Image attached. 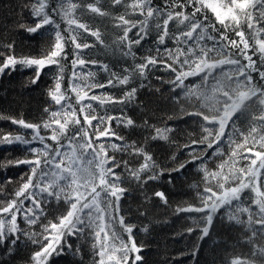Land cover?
<instances>
[{
	"label": "trees",
	"instance_id": "1",
	"mask_svg": "<svg viewBox=\"0 0 264 264\" xmlns=\"http://www.w3.org/2000/svg\"><path fill=\"white\" fill-rule=\"evenodd\" d=\"M47 2L49 7L45 11L54 23L45 25L36 33H30L27 29L35 27L36 23L40 22L39 18L33 16V9L39 7L36 0H0V65L9 55L17 59H46L53 50L57 31L66 41L64 55L59 60V65H46L41 70L40 78L36 83L32 82L37 75L35 66L17 64L14 68L0 73V207L6 206L15 199V192L27 182L28 177H32L33 183L37 181L38 176L32 173V167L19 162L36 159L31 149L43 147L39 141H32L33 129H26L13 121L24 120L26 123L42 126L45 122H50L51 112L70 111V109L62 110L51 98L58 78L61 82L60 92L68 98L67 104L76 109V114L84 127L88 126L84 125L83 114L79 112L80 105L76 102V92L72 91L74 86L79 85L77 90L81 94L88 92L89 97L91 95L111 96L116 100L122 99L126 92L136 88L134 97L125 104L101 106L99 101H91L95 109L92 113L94 115L120 116L130 118L134 122L132 126L126 127L122 123L112 121L111 132L122 137L123 140L109 136L97 141L95 139L96 121H93V126L89 129V137L93 139L95 145L104 143L109 157H114L122 165L123 162H127V167L122 166L116 169V174L120 177L119 187L125 190L118 202V210L117 203L113 200L112 208L105 212L108 254L119 256V252L111 250L112 245L119 248L121 241L130 244L129 233L124 229L131 227L133 229L131 240H134L141 248L139 255L142 257V264H231L235 259L245 261L246 264H264V232L259 231V225L254 223L258 217L253 215V223L250 225L248 214L236 210L237 201H233L232 206H221L214 213H210L208 209L203 212L179 211V209L203 208L206 198L205 190L209 187L217 195L220 194L221 190L217 187V181L211 176L205 179V170L207 173L221 171L225 175L229 173L230 165H225L223 169L219 166L228 160L235 145L244 144V136L248 135L252 127H256L259 134H264L260 131L264 129V125L258 121L254 122V117L261 115L264 105H260L255 98L253 101L246 102V108L236 112L226 126L223 142L220 145L221 154L213 155L216 146L208 149L207 144L212 142L215 133L219 130L218 124L206 122L202 116L208 115L212 118L217 116V113L205 107L203 101L198 98L199 93L206 90L204 86L197 90L195 96L186 94L187 88H196L201 84L203 73L187 78L184 81L187 88H178L172 83L175 81L176 73L158 66H149V69L145 70L144 77L138 74L135 77L130 76L127 85L117 83L115 86L104 88L84 87L85 84L91 83L107 84L113 72L116 76L123 78L134 70L135 65L143 63L146 57L156 56L157 48L161 50L160 56L163 60L172 63V60L164 55L163 49L172 50L178 45L174 40L167 38L164 45L156 43L155 24H162L166 16L159 20L149 18L147 38L139 45L132 44L131 52L134 55H124L123 53L128 51V42L118 43L123 36V28H118L116 25L121 15L137 25L145 19L138 10L133 11L129 7L135 0H124L121 5H113L112 0H98V2L97 0H72L79 5L75 13L77 22L84 23L89 28L88 33H84L82 29L79 30L83 35L78 37L77 42L91 45L87 49L76 50L69 39L70 29L65 18L63 15L52 12V9L57 6V0H47ZM183 2L184 0H152V6L173 11V14L183 11L187 15L191 13V7L167 8L168 3ZM89 4L100 7L106 15L82 10ZM201 15H206L209 23H215L213 14L210 12ZM253 15L258 13L254 11ZM219 27L217 24V28ZM260 27H264V22L260 24ZM241 29L245 31L246 36L250 37L246 24H242ZM168 30L170 35H176L187 29L173 20L169 22ZM91 31H99L103 43L91 36ZM138 32L139 26L133 28L129 32L128 41L138 39ZM210 35L219 38L217 32L210 31ZM227 35L229 40L238 39L233 31H228ZM207 43L210 47L211 41ZM249 43L253 44L254 41L250 38ZM9 45L12 47L9 48ZM77 52L80 58L85 60V65H77L73 68L72 61L76 59ZM229 53L231 55H228ZM248 54H251V50ZM223 58L241 59L242 63H246L237 54V50L231 48L226 50L224 56L213 57L209 62ZM103 65H107L109 71H104ZM173 66L177 68V72L180 71L178 65ZM223 69L228 71L229 66L225 65ZM183 70L189 69L185 67ZM74 72L76 79H73ZM89 73L94 75L88 76ZM213 75L220 76L221 70L215 69ZM80 77L88 78L82 81ZM213 83L215 81L209 77L208 84ZM253 83L259 86L264 84V80H260L258 75L253 73ZM88 102L86 99L85 103ZM64 103L62 101V104ZM194 113L201 115H194ZM233 127L242 135L233 133ZM158 129L163 136L167 137L166 139H152L157 135ZM75 130L70 127V133H74ZM208 131H211L213 136L205 140ZM40 134L50 137L52 132L51 129L41 127ZM230 134L234 141L231 147L228 142ZM5 136L11 138L21 136L24 140L31 142L7 144L3 142ZM45 143L51 148L57 146L50 139H46ZM61 143L66 141L61 139ZM113 143L120 145L121 148L128 146V151L111 148L110 145ZM249 146L253 147L251 143ZM133 147L142 148L145 154L152 157V162L155 164V167L141 172L139 180L132 176V172L139 169L145 161L144 156L133 153ZM260 150L264 149H261L258 144L253 147V151ZM244 151L241 150L242 155ZM77 154L79 155V152ZM242 155L235 164L236 168L247 167L250 164V160L243 159ZM194 156L207 157V159L194 160ZM88 158L86 156L82 161L85 167L88 166L86 163ZM108 167H111V164ZM149 177L153 178L149 179ZM257 183L264 191V173ZM237 184L238 181H230L225 184V187H235ZM60 186H63V182H60ZM157 192L163 193L165 199L157 197L155 195ZM253 198L254 194L250 190H244L241 193L239 206L250 208L252 213H256L258 209L252 204ZM29 204V201H25L24 207L27 208ZM41 206L43 214L40 215L36 224H28L23 213H17L16 224L19 231L9 235L3 243H0V264H35L34 253L41 250L45 243L43 236L48 235L43 230L44 226L53 222L58 223L59 218L65 215L70 207L63 199L57 201L55 198H49L47 202L42 199ZM101 207H104L103 199ZM109 211L111 218L108 216ZM209 214L213 216L211 224L207 223ZM229 216L237 217L241 223L229 220ZM120 217H123V225L120 224ZM0 218H4L2 213ZM205 227L209 229L207 235L203 233ZM98 230L93 226L85 229L80 236L67 237V244H70L71 248L63 247L59 254H52L41 264H99V245L93 247L97 243L94 234ZM253 232L256 233L255 236ZM113 233L117 237L116 240L112 239ZM103 237L102 232L101 243H104ZM33 239L38 240L39 243H33ZM12 240H16V243L13 244Z\"/></svg>",
	"mask_w": 264,
	"mask_h": 264
},
{
	"label": "snow or ice",
	"instance_id": "2",
	"mask_svg": "<svg viewBox=\"0 0 264 264\" xmlns=\"http://www.w3.org/2000/svg\"><path fill=\"white\" fill-rule=\"evenodd\" d=\"M98 2V0H97ZM124 0H112L113 5H121ZM39 4L38 8L33 9V16L39 18L40 22L36 23L35 27L28 28L30 33H36L45 25L53 24L54 21L49 17L45 11L49 4L47 0H36ZM67 5V7H64ZM133 11H139L141 15L145 16V19L136 23H131L124 15L118 17L119 23L116 25L118 28H123V36L118 43L124 44L127 41L128 51L124 52V55H134L131 52L132 44L139 45L142 40L148 36V19L159 20L161 17L166 16L163 19V23H156L155 29L157 31L158 45H164L167 39L174 40L178 45L175 49L169 50L163 49L164 55L172 60V63H167L160 56V49L157 48L156 56L146 57L144 62L135 65L132 72L128 75H124L123 78L116 76L113 72L111 78L108 79L107 84L91 83L85 84L84 87L89 89L104 88L107 86L127 85L129 78L135 77L137 74L140 77L145 76V70L149 69V66L161 67L166 71H172L176 73L174 83L178 88H187L184 81L189 77H195L203 73L201 77V84L196 88H187V95L195 96L197 90L201 87H205V91L199 93V99L203 101L204 106L210 108L217 113V116H213L210 120L208 115H203L202 119L211 124H218V131L215 133V137L211 143L207 144L208 149H212L216 146V151L213 155L220 153V145L223 142L225 135V129L233 115L245 109L246 102L253 101V98L259 101L260 105H264V84L256 86L253 83V73L257 74L260 80H264V27H260V24L264 22V0H184L181 4L168 3L167 8L173 9L179 7L181 9L191 7L192 11L189 14H185L183 11H177L173 14V11H165L160 7L152 6V0H135L134 3L129 5ZM79 5L73 3L72 0H57V6L52 9V12L56 15H63L66 23L70 29L69 39L74 44L76 50L87 49L91 45L77 42L78 37L82 36L79 30H83L84 33L89 32V28L84 23H78V18L75 17V13L78 10ZM146 9V12H145ZM84 11H91L94 14L106 15L101 11L100 7L94 6V4L87 5ZM257 12L258 15H253V12ZM210 12L213 14L215 23H209L206 15L202 16V13ZM175 20L180 25L186 28V31L180 32L176 35H170L168 25L170 21ZM217 24L220 26L217 28ZM246 24L250 33V37L246 36L245 31L241 29V25ZM75 26V27H73ZM139 26V32L137 33L138 39L134 41H128L129 32ZM58 27V26H57ZM223 29V31H221ZM210 31L217 32L219 38L210 35ZM228 31H233L238 39L229 40L227 35ZM74 33V34H73ZM90 35L95 37L97 41L103 43L100 37L99 31H91ZM254 41L253 44L249 43V39ZM207 41H211L209 47ZM64 37L59 31L55 35V44L53 50L47 56L46 59H23L17 60L14 56L9 55L4 59L2 65H0V73L6 69L14 68L17 64L26 65L28 67L35 66L36 78L32 81L36 83L40 78L41 70L46 65H59V60L64 55L65 46ZM9 48L12 45L8 46ZM236 49L237 54L246 61L242 63L241 59L223 58L209 62L213 57L224 56L227 49ZM252 51L253 55L259 57V63L253 59V55H249V51ZM228 55H231L229 53ZM95 63V62H93ZM73 68L77 65L84 66L85 60L80 58L79 52H77L76 59L72 61ZM178 65L180 71L177 72V68L173 65ZM229 66V70L225 71L223 66ZM104 71H109L107 65H103ZM187 67L189 70L184 71ZM215 69L221 70L220 76L213 75ZM127 71V70H125ZM94 73H89L88 76H93ZM62 76V66H61ZM209 77L215 81V83L209 85ZM76 73H73V79H76ZM88 77H80V79L87 80ZM115 81V83H114ZM79 85L72 88L73 92H76V102L80 105L79 112L83 114L82 118L84 127L81 125V119L76 114V109L72 108L70 104H67V97L60 92L61 82L58 78L55 83V90L51 93V98L56 105L60 108L70 109V111H54L50 113L49 121L41 125H34L26 123L24 120H14L13 123L19 124L26 129H33L32 141H39L42 148H32L31 152L36 156L34 160L20 161L19 163L28 164L32 167V173L37 175V181L33 183L32 177H28L26 183L15 192V199H13L6 206L0 207V213L4 218H0V243L9 236L14 235L19 231L16 221L17 213H23L24 219L28 224H36L43 214L41 206V200L45 202L49 198H55L57 201L63 199L65 203L70 205L66 214L59 218L58 223L53 222L48 226H44V232L48 235L43 236L45 243L41 247L40 251L34 253L33 259L35 264H41L42 261L47 260L52 254H59L63 250V247L71 248L70 244H67V237L80 236L84 233V230L93 226L99 230L95 232L96 244L93 247L99 245L100 261L99 264H142V257L139 255L141 248H139L134 240H131V233L133 229L131 227H125V231L129 233V243L120 242V247L116 248L115 245L111 246L113 252H119V256L114 254H108L106 249L109 248L107 243L108 233L105 232V212L111 209L113 206V200L117 203L124 195L125 190L119 187L120 177L116 174V169L122 166L127 167V162H123V165L118 162L114 157H109L106 151V145L100 143L95 145L93 139L89 137V129L93 126V121H96V133L95 139L98 141L102 137H114L115 139L123 140L122 137L116 136L114 132H111V123L116 121L122 123L124 126H132L133 120L130 118H123L120 116H108V115H94L92 114L95 109L91 101H99L101 106L112 104H125L129 102L136 93V88H132L125 93V96L116 100L111 96H96L91 95L89 97L88 92L81 94L77 89ZM88 103H85V100ZM62 101L65 103L62 104ZM222 106V107H221ZM47 111V109H46ZM222 112V114H220ZM194 115H201L200 113H194ZM258 121L261 125H264V109L261 110V115L254 117V122ZM51 129V136L45 137L40 134V128ZM70 127L75 128L74 133H70ZM168 131V130H165ZM233 133L240 134L239 130L233 127ZM264 132V129L260 130ZM213 133L208 131L207 140L212 137ZM258 136V138H257ZM166 139L160 130H157V135L152 139ZM46 139H50L56 143L55 148H51ZM61 139L66 143H61ZM4 143L12 144L14 142L30 143L31 141L24 140L21 136L11 138L9 136L4 137ZM229 146L231 147L234 141L231 134L229 135ZM195 143V142H193ZM203 143V141L201 142ZM249 143L254 147L259 145L261 149H264V134H259L256 127H252L247 136H244V144H236L228 160L221 164L219 167L223 169L225 165H230V171L227 175L221 172L207 173L205 170V179L209 176L217 181V187L220 189V194L212 191L209 187L205 190L204 207L196 209H179V211H196L203 212L208 209L210 213L216 212L221 206H232L233 201H237L236 210L240 213L248 214V221L251 225L253 223V215H256L258 219L254 221L256 225H259V231L264 232V191L261 190V186L257 183L262 173H264V150L253 151V147L249 146ZM111 148L115 150L128 151V146L111 144ZM245 150L243 155L241 150ZM79 152V155L77 154ZM133 153L135 155L144 156V164L137 170L132 172V176L139 180L140 173L145 172L148 169L155 167L152 162V157L144 153L142 148L133 147ZM250 160V164L247 167L236 168L238 158ZM89 157L86 160L87 167L84 166L82 161L85 157ZM43 157V159H41ZM65 158H67L65 160ZM193 159H207V157H196ZM111 164V167L108 165ZM62 165H65L62 167ZM183 167V165L181 166ZM153 177H149L152 179ZM230 181H238L235 187H225L226 183ZM60 182H63V186H60ZM250 190L254 194L252 204L256 206L258 211L252 213L250 208H241L239 201L241 193L244 190ZM103 194V196H102ZM161 199H165L164 194L157 192L155 194ZM103 199L104 207H101V200ZM19 201V202H18ZM29 201L30 204L27 208L24 207V202ZM166 202V200H165ZM109 218H111V212H108ZM10 217V219H6ZM213 216L209 214L207 216V223L211 224ZM229 220H236V223L241 221L235 216H229ZM120 224L123 225V217H120ZM208 227L203 229L204 235L208 234ZM104 233V243H101V233ZM256 233L253 232V236ZM113 240L117 237L115 233L112 236ZM15 244L16 240H12ZM33 243H39L38 240L33 239ZM130 254H135L131 256ZM107 257V260H105ZM231 264H246L245 261L235 259Z\"/></svg>",
	"mask_w": 264,
	"mask_h": 264
},
{
	"label": "rangeland",
	"instance_id": "3",
	"mask_svg": "<svg viewBox=\"0 0 264 264\" xmlns=\"http://www.w3.org/2000/svg\"><path fill=\"white\" fill-rule=\"evenodd\" d=\"M250 55H253L252 51H251V54ZM17 59V58H16ZM253 59L254 60H257V63H259V57H258V54L257 55H253ZM17 60H23V59H17ZM18 65H22V64H18ZM211 119V118H210Z\"/></svg>",
	"mask_w": 264,
	"mask_h": 264
}]
</instances>
